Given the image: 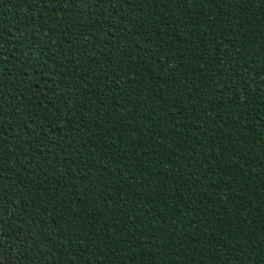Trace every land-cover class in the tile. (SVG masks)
Instances as JSON below:
<instances>
[{"label":"trees","instance_id":"obj_1","mask_svg":"<svg viewBox=\"0 0 264 264\" xmlns=\"http://www.w3.org/2000/svg\"><path fill=\"white\" fill-rule=\"evenodd\" d=\"M0 264H264V0H0Z\"/></svg>","mask_w":264,"mask_h":264}]
</instances>
